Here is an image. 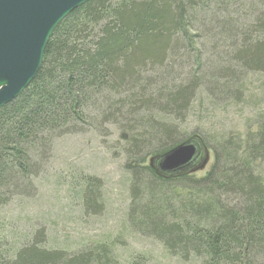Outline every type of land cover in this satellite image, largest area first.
<instances>
[{
  "label": "trees",
  "instance_id": "trees-1",
  "mask_svg": "<svg viewBox=\"0 0 264 264\" xmlns=\"http://www.w3.org/2000/svg\"><path fill=\"white\" fill-rule=\"evenodd\" d=\"M258 74L264 0H90L71 12L52 32L32 81L0 109V264H118L113 243L67 254L47 247L43 230L23 238L4 212L36 195L55 139L112 126L129 162L134 231L183 260L264 264V177L251 171V157L264 159L263 119L246 145L222 146L223 166L216 170L215 160L200 179L159 176L144 165L198 137L183 136L177 124L201 87L236 104ZM98 188L83 179L85 207Z\"/></svg>",
  "mask_w": 264,
  "mask_h": 264
},
{
  "label": "rangeland",
  "instance_id": "rangeland-1",
  "mask_svg": "<svg viewBox=\"0 0 264 264\" xmlns=\"http://www.w3.org/2000/svg\"><path fill=\"white\" fill-rule=\"evenodd\" d=\"M258 76L248 79L252 92L236 104L224 96L214 97L205 85L198 90L190 115L177 124L183 136L195 133L206 143L205 164L188 175L204 177L215 160L219 170L224 164L222 146L228 148L234 139L244 143L247 136L257 133L260 119L264 120V74ZM122 138L112 126L105 133L95 130L55 139L46 173L35 181L36 195L14 200L4 209L13 219L12 226L23 238L43 230L46 246L67 254L105 240L113 243L111 254L118 264L134 260L139 264H203L197 258L183 260L170 254L158 241L138 234L130 225L132 180L125 168L129 162ZM251 158V171L264 177V159ZM150 160L148 157L144 165H150ZM83 179L99 184L97 201H90L88 207L81 197ZM144 194L137 201L142 203Z\"/></svg>",
  "mask_w": 264,
  "mask_h": 264
},
{
  "label": "water",
  "instance_id": "water-1",
  "mask_svg": "<svg viewBox=\"0 0 264 264\" xmlns=\"http://www.w3.org/2000/svg\"><path fill=\"white\" fill-rule=\"evenodd\" d=\"M89 1L0 0V109L16 99L37 74L57 25ZM206 152L201 139L194 137L152 158L150 167L159 176H182L202 167Z\"/></svg>",
  "mask_w": 264,
  "mask_h": 264
}]
</instances>
